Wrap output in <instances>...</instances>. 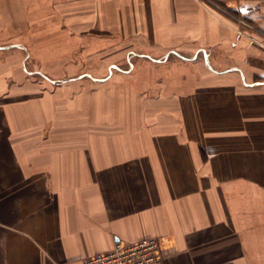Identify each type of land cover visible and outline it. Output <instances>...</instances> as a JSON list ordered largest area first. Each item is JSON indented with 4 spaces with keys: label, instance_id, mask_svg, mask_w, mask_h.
Instances as JSON below:
<instances>
[{
    "label": "crops",
    "instance_id": "0c3cea01",
    "mask_svg": "<svg viewBox=\"0 0 264 264\" xmlns=\"http://www.w3.org/2000/svg\"><path fill=\"white\" fill-rule=\"evenodd\" d=\"M77 47L135 56L137 80L54 119L20 58ZM148 236L165 264H264V0H0V264Z\"/></svg>",
    "mask_w": 264,
    "mask_h": 264
},
{
    "label": "rangeland",
    "instance_id": "374dc122",
    "mask_svg": "<svg viewBox=\"0 0 264 264\" xmlns=\"http://www.w3.org/2000/svg\"><path fill=\"white\" fill-rule=\"evenodd\" d=\"M87 41L89 42L92 40ZM100 42L97 43L101 44ZM74 49L75 50L71 53L72 56L68 59L69 62H54L48 64V68L44 64L37 62V60L20 58V71L22 74H26L27 77L26 80H23L36 82L38 87L42 88V90H47L48 93L52 92L50 95L53 97L54 119L67 117V113L72 116H77V111L73 106L70 107L71 110L66 112L64 110V107L67 108L66 105L62 107L61 104L66 103L64 100H67L70 104L72 102L77 103L78 98L82 99L85 106L87 105L84 111L80 113L81 116L90 118L91 116L88 113L92 110L91 98L94 88L97 89L100 87L101 91L118 88L120 91V88H122L121 90L125 88V81L130 82L137 80L133 79L135 70H132L133 73H129L130 68L133 66V68L139 72L138 67L141 63L138 58L137 61H134L136 60L135 56H132L133 59H131V57L128 58L122 50L110 47H103L101 49L97 47L85 48V51L82 47ZM163 57L159 59L162 60ZM172 58L176 59L175 57ZM148 62H152L151 64L158 63L155 62V60H150ZM57 70L62 73L61 76L55 77L50 74V72ZM71 73L73 74L71 75ZM83 74L84 76H82ZM88 74L92 75V77H88ZM72 77H74V79ZM78 91L82 96H78ZM63 111L65 115H63Z\"/></svg>",
    "mask_w": 264,
    "mask_h": 264
},
{
    "label": "built area",
    "instance_id": "2783aa9c",
    "mask_svg": "<svg viewBox=\"0 0 264 264\" xmlns=\"http://www.w3.org/2000/svg\"><path fill=\"white\" fill-rule=\"evenodd\" d=\"M83 264H165V252L155 236L117 240L110 249L86 257Z\"/></svg>",
    "mask_w": 264,
    "mask_h": 264
}]
</instances>
